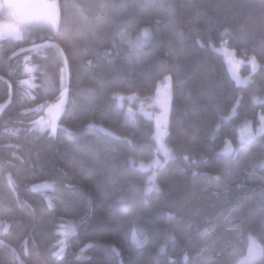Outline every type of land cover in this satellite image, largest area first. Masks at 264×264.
<instances>
[{
	"label": "trees",
	"instance_id": "16d2710c",
	"mask_svg": "<svg viewBox=\"0 0 264 264\" xmlns=\"http://www.w3.org/2000/svg\"><path fill=\"white\" fill-rule=\"evenodd\" d=\"M57 2L62 18L74 25L83 17L92 22L101 15L110 18L97 30H87L95 39L91 47L109 55L94 59L90 50L86 56L79 40L75 47L69 46L64 25L59 35L34 26L22 40L0 41V103L6 102L0 112V199L10 209L0 211V264H152L155 260L160 264H201L204 260L234 264L251 234L264 248L260 195L264 191V137L257 135L236 146L238 151L231 156L222 154L238 127L246 122L257 124L264 113V2ZM104 2L118 7L102 10L99 5ZM65 4L70 6L67 10ZM130 24L135 25L130 29L132 39L147 28L152 40L144 46L142 58L128 64L124 57L129 45L118 33ZM181 32L184 39L178 42ZM49 43L66 49L70 65L71 95L59 123L80 132L81 148L72 154L74 160L66 155L67 141L31 129L38 116L34 109L59 96L63 64L56 49L33 50V44ZM114 44L119 45V55ZM222 46L244 61L256 57L259 67L252 83L235 84L216 51ZM26 65L36 69L31 76L24 71ZM240 70L244 76L250 72L246 64ZM164 76L173 77L166 143L174 158L157 169L155 182L160 191H153L145 201L147 176L137 168V161L150 160L154 129L142 116L131 118L127 97L150 99ZM30 78L35 87L20 83ZM46 79L54 87H48ZM237 87L235 95L244 102L238 115L230 114L235 103L230 97ZM115 95L126 98L122 107L116 106ZM221 115L226 119L221 121ZM89 123L101 125L122 140L89 130ZM40 182H55L57 191L33 190L32 185ZM121 197L123 203H118ZM229 208L237 210L226 219ZM133 229L142 248L132 243ZM205 229L209 231L202 236ZM64 230L67 237L61 235ZM54 252L59 255L53 256Z\"/></svg>",
	"mask_w": 264,
	"mask_h": 264
},
{
	"label": "snow or ice",
	"instance_id": "6c2138e0",
	"mask_svg": "<svg viewBox=\"0 0 264 264\" xmlns=\"http://www.w3.org/2000/svg\"><path fill=\"white\" fill-rule=\"evenodd\" d=\"M264 2V0H262ZM64 9L67 10L70 6L65 4ZM72 7H78L73 5ZM102 10L116 9L118 6L113 3L104 2L99 5ZM23 9V10H22ZM0 12L5 13L8 18V23L6 25H0V41L8 39V40H22L24 35L28 33L33 25H47L54 32L59 35V29L62 25L65 26L64 31V40L69 46L75 47L76 41L79 40L81 42V51L85 53L87 56L89 51L91 50V55L94 59H99L101 55L108 56V53H100L97 49L92 48L91 46L95 43L94 38H90L87 35V30H97L99 28V24L103 21H107L110 19L106 15H101L96 17V21L92 22L87 17H83L79 24L74 25L70 21H65L61 15V5L57 2V0H0ZM135 25L130 24L128 28H123L119 31L118 35L121 37V40L127 39V43L129 45V51L125 55L124 59L128 64L133 63L134 61H139L142 58V50L144 46L148 43H151L152 34L151 31L145 28L140 34L135 38H131L130 29ZM184 39V33L177 34V41H182ZM39 47H49L56 49V53L58 58L63 64V67L60 69V78H59V96L57 97L55 103L51 104H43L40 105L36 111L43 112L44 116L34 122V128L43 132L45 129L50 133V138L60 140L63 139L67 141V153L66 155H71L72 159H75V156L72 155L74 152L79 151L81 148V141L78 139L80 132L77 130H73L71 128H63L60 126L61 114L65 111V104L69 99L71 92L69 85L66 83L65 72L69 69V61L65 54L66 49L62 48L59 44H46V45H35L33 44V50L38 49ZM113 48L117 49L115 55H119V45H113ZM217 51H221L224 53L226 62L230 66L232 77L235 81V84L239 86L240 84H249L252 83V73H255L256 69L259 67L257 64V59L255 56H252L248 63L251 65L252 73L249 74L247 78L244 80L240 79L238 75L239 67L244 63L242 60H238L236 58V54L234 51L229 50L226 47H221L217 49ZM27 59V58H26ZM93 63L92 60L88 61V64L91 65ZM24 71L31 76V73L36 71L34 67L30 68L27 65L24 68ZM20 83L27 88L35 87L34 84L31 83L30 80H22ZM45 84L48 87H54L52 81L50 79H46ZM173 77L165 76L163 81L157 85L156 92V100L155 103L159 107L160 112L158 115H155V134L152 137L155 141L156 147L154 149V158L149 164L140 163V169L142 171H152V175L148 177V187H146L142 193V198L147 201L150 194L155 191L159 192L160 188L155 183L156 180V171L157 168H162L163 163L159 159H156L155 156L159 154H163L165 158V163L169 159L174 158L173 149L170 148L165 142V137L168 136V127H169V113L171 110L172 103L174 101L173 93ZM47 90V89H46ZM239 87L234 88L232 90V95L230 97V102L235 101L232 104L230 109V114H237L240 108L244 106V102L242 97L235 95L237 91H239ZM89 92L92 89L88 90ZM117 101V107L123 106V101L126 99L122 95H115L113 97ZM128 100L138 99V97L130 96L127 97ZM256 100L255 97H253ZM227 110V105H225V109ZM219 111V109H218ZM129 115H133L132 109H128ZM141 112H144V105L141 104ZM146 116L152 118V114L148 112H144ZM221 121L226 119L225 116L221 115ZM260 126L256 130V133L251 131V128L248 126L246 122L245 127L241 130L240 142L241 146L253 138L255 136L264 137V113L259 116ZM219 126V125H218ZM89 130H96L97 133L102 134L106 137H111L114 140H122L121 137L115 136L113 133L104 129L101 125H97L94 123H89L87 125ZM58 130H60V134L58 135ZM131 145V142H128ZM190 143V142H189ZM133 148L135 146H132ZM185 151L189 150V145H185ZM238 149H232L231 146L225 148V154H231ZM184 159H189V157L185 156ZM134 163V162H133ZM264 167V165H261ZM219 179V178H217ZM44 189H50L52 191H57L56 187L52 184H44L37 186ZM227 186H225V191H227ZM262 199V211H264V191L261 192ZM242 199V198H240ZM124 198L121 197V200L118 203H123ZM49 207H51V201L49 200ZM8 203L4 199H0V211L7 212L9 211ZM237 209L229 208L228 215L225 217L230 218L232 213ZM135 221H133V224ZM119 224V221H117ZM208 229H205L202 236H206L208 233ZM68 231H62L61 235L67 237ZM63 246L64 241H60ZM132 243L137 248H142L143 244L140 240L137 239V235L135 229H133L132 233ZM91 246V245H89ZM205 250L202 249L199 255H202ZM165 252L164 247L160 248V254L163 255ZM59 253H53V256H58ZM260 261V264H264V248L260 247L257 240L254 239L251 235L249 236V243L247 248V255L239 261V264H257V261ZM131 264H140L139 261H133ZM152 264H160V261L155 260ZM201 264H219L218 261L212 260H204Z\"/></svg>",
	"mask_w": 264,
	"mask_h": 264
},
{
	"label": "rangeland",
	"instance_id": "374dc122",
	"mask_svg": "<svg viewBox=\"0 0 264 264\" xmlns=\"http://www.w3.org/2000/svg\"><path fill=\"white\" fill-rule=\"evenodd\" d=\"M23 10V9H22ZM8 23V18H7V16H6V14L5 13H2V12H0V25H6ZM34 26H42V27H47V28H50L49 26H47V25H33L32 27H34ZM51 29V28H50ZM52 30V29H51ZM222 47H226V48H228L227 46H222ZM221 48V47H220ZM229 49V48H228ZM229 50H231V51H234V50H232V49H229ZM217 51V50H216ZM222 57H223V60H224V62H225V64H226V67H227V69H228V71H229V73H230V76L232 77V74H231V70H230V66L227 64V62H226V58H225V55H224V53L223 52H221V51H217ZM235 52V51H234ZM236 58L238 59V60H242V59H240V58H238L237 56H236ZM242 61H244V60H242ZM246 64V66H247V68H249V70H250V72H249V74L250 73H252V70H251V65L248 63V61H244V63L241 65V66H243V65H245ZM257 64L259 65V63L257 62ZM241 66L239 67V69L237 70L238 71V75L240 76V79L241 80H244L245 78H247L248 76H249V74L248 75H246V76H244V75H242V73H241ZM258 69V68H257ZM256 69V70H257ZM253 74V73H252ZM165 77V76H164ZM164 79V78H163ZM163 79L161 80V81H159L158 82V85L163 81ZM232 79H233V77H232ZM26 80H30L31 81V83L32 84H34V82H33V79H26ZM35 85V84H34ZM240 85H245V84H240ZM33 88V87H32ZM156 92H157V88H156V91H155V94L150 98V99H141V100H139V99H134V100H128L127 99V101H128V109L129 108H131L132 109V113H133V115H131V118H133V119H136L137 117H139V116H142V117H144V118H146V119H148V120H150L151 122H152V124H153V135H152V137L154 136V134H155V119H154V117H155V115H158L159 114V112H160V109H159V107L156 105V103H155V100H156ZM128 97H130V96H128ZM135 97V96H134ZM55 101H56V99L55 100H52V101H49V102H47V103H45V104H51V103H55ZM143 103V105H144V112H148V113H151L152 114V118H149L148 116H146L145 114H144V112H141V104ZM5 105H6V102L5 103H0V112L2 111V109L5 107ZM43 105V104H42ZM39 107V106H38ZM37 107V108H38ZM37 108H35L34 109V112H36V113H38V116L36 117V119L34 120V121H32L31 122V129L32 130H36V131H39L38 129H36V128H34V122L36 121V120H38V119H40L42 116H44V113L43 112H37L36 111V109ZM248 123V126L251 128V131L253 132V133H256V130L259 128V126H260V121L257 123V124H253V123H251V122H247ZM245 124L246 123H244L243 125H241L240 127H238L237 128V131H236V135H235V138L233 139V140H231V139H229L228 141H226L225 142V144H224V146L222 147V154H224V155H226V156H231L233 153H231V154H225V148L226 147H228V146H231V148L232 149H235L236 148V146H241V142H240V135H241V130L245 127ZM60 126H61V128H64L61 124H60ZM39 132H41V131H39ZM43 132H46L49 136H50V133L48 132V130L47 129H45V131H43ZM167 137V136H166ZM166 137H165V142H166ZM249 141V140H248ZM248 141H246L245 143H247ZM244 143V144H245ZM153 149H155V147H156V144H155V141H154V139H153ZM153 152H154V150H153ZM154 158V155H152L151 156V158H150V160H148V161H142V160H138L137 162V168L139 169V170H141L140 169V163H144V164H149L151 161H152V159ZM155 158L156 159H159L160 161H161V163H165L164 161H165V158H164V156H163V154H159L158 156H155ZM158 169V168H157ZM157 169H155V171H157ZM142 171V170H141ZM143 172H146V176H147V186L146 187H148V177L149 176H151L152 175V171L151 170H149V171H143ZM156 183V182H155ZM44 184H52V185H54L55 186V182H40V183H37V184H34V185H32V189L33 190H38V191H43V190H46V189H44V188H40V187H37V186H40V185H44ZM64 231H66V230H64ZM251 236L254 238V239H256L252 234H251ZM257 240V242H258V244L260 245V247H262L263 248V246H262V244L259 242V240L258 239H256ZM248 243H249V236H248V238H247V240H246V242H244V244H243V247L242 248H240V251L241 252H239L237 255H236V261H235V263L234 264H239V261L241 260V259H243L246 255H247V248H248ZM259 261V260H258ZM257 261V262H258Z\"/></svg>",
	"mask_w": 264,
	"mask_h": 264
},
{
	"label": "water",
	"instance_id": "95a60500",
	"mask_svg": "<svg viewBox=\"0 0 264 264\" xmlns=\"http://www.w3.org/2000/svg\"><path fill=\"white\" fill-rule=\"evenodd\" d=\"M69 73H68V70H66V83L69 85Z\"/></svg>",
	"mask_w": 264,
	"mask_h": 264
}]
</instances>
